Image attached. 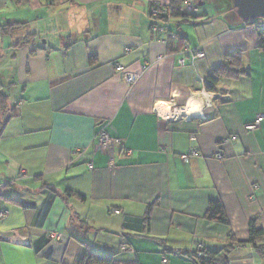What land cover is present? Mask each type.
<instances>
[{
	"label": "crops",
	"instance_id": "1",
	"mask_svg": "<svg viewBox=\"0 0 264 264\" xmlns=\"http://www.w3.org/2000/svg\"><path fill=\"white\" fill-rule=\"evenodd\" d=\"M190 1L186 17L159 20L177 33L164 44L148 9L170 0H0V82L14 109L0 132V234L18 240L0 238V264H79L86 249L119 263L196 264L200 246L225 252L223 264H264V118L244 129L264 113V37L233 9ZM184 44L204 56L180 65ZM234 51L249 73L206 90ZM115 62L139 78L127 86ZM193 99L196 113L161 115ZM102 125L118 139L108 154ZM211 200L228 224L206 218ZM253 217L262 245L246 242Z\"/></svg>",
	"mask_w": 264,
	"mask_h": 264
},
{
	"label": "trees",
	"instance_id": "2",
	"mask_svg": "<svg viewBox=\"0 0 264 264\" xmlns=\"http://www.w3.org/2000/svg\"><path fill=\"white\" fill-rule=\"evenodd\" d=\"M184 1H190V0H170V2L168 4H165L166 6L164 5L163 8H166V9L171 8L170 18L186 17V14H183V5H184L183 3H184ZM211 2L216 7V10H218V11H223V10H226L228 8L234 10L233 4H230L229 6H225L223 4L221 5L218 2V0H211ZM154 4L155 3L153 2L149 6L148 13H149L151 6H154ZM184 8H185V6H184ZM156 19L162 20V21L163 20L167 21V19H165V16H162V15L158 16ZM245 22L251 24L253 21H245ZM6 28H10V25H5L3 29L6 30ZM171 31L174 32L173 30H171ZM174 33L177 37V33L176 32H174ZM169 43H170V40L168 41L167 44H169ZM238 57H239V51H234L230 54H227L224 57V60L222 63L213 67L211 70V73L204 80L205 89L208 91L215 90L216 86L218 84V81L221 77L235 78L240 74H243V75L248 74L249 70L247 68L246 69H239L238 66H236L238 64ZM229 60H231V61H229ZM232 61H233V63H232ZM7 105H8L7 94L3 89V84L0 82V109H3V111L6 110L4 113L3 119L2 120L0 119V132H1L2 127L4 126L5 122L14 113V109H10V110L7 109ZM65 194L66 195H73V196H76L80 200H84V196L77 194V193H74V192H71L69 190H65ZM55 197H56L55 192L50 191L46 200H45L43 208L41 210L39 222L42 223L43 219L45 218V216H46V214H47V212L51 206V202ZM150 210H151V205H149L147 207V211L145 214L144 220H145L146 224H148V222H149ZM205 216L208 220H214V221H217L219 223L228 224V220L225 216L222 205H221L220 201H218V200H211L209 202ZM247 230H248V239L246 240V242L251 243L255 246H257L258 243L260 245H262L261 243H262L263 232H262L261 228L256 226V218L255 217L251 218L248 221ZM123 248H125V247H123ZM225 249H227V247H225L224 250ZM224 253L225 252L222 253L221 250H210L204 246H200V247H198V250L193 254V258H194L196 264H223V262H224L223 256L225 255ZM79 264H137V263H119V262H116L113 259L108 258V257H102V256L94 255V254L90 253V251L88 249H86L84 252V256L81 259V261L79 262Z\"/></svg>",
	"mask_w": 264,
	"mask_h": 264
},
{
	"label": "built area",
	"instance_id": "3",
	"mask_svg": "<svg viewBox=\"0 0 264 264\" xmlns=\"http://www.w3.org/2000/svg\"><path fill=\"white\" fill-rule=\"evenodd\" d=\"M154 3H155L154 6H151L149 10V15L154 20V22L151 24V27H150L151 32L154 35L158 36V39L162 43L167 44L169 40L175 39L176 35L174 32L170 30V28L166 24L160 23L159 20H157L156 18L162 15V16H165V19L169 20L171 8L166 9V8H163L165 4H161L159 2H154ZM183 4L186 9L196 10V6L190 1H184ZM251 25L255 30H257L264 37V18H258V19L253 20ZM178 56H179L177 59L178 63L180 65H183L186 62V60L193 62L195 59L203 57L204 53L198 48H192L188 46L187 44H184L182 48L178 51ZM115 69L117 72L123 75L124 83L127 86L132 85L140 76L139 73L129 72L125 70L124 66L119 62H115ZM200 96L206 102V104H210V100L212 99V94L202 92ZM263 118H264V113L257 114L252 121L244 125V129L248 132L254 131L258 127L260 122L263 120ZM96 138H97L98 145L103 150V152L106 154H108L109 150L114 145V143L118 141V139L113 134H111L109 130L106 128V126L104 125H102L98 129L96 133ZM235 138H236L235 135H231L227 137L226 139H224L223 142L234 140ZM73 152L74 154L82 153L80 149H75ZM192 154H195V152L192 151ZM224 156L225 155L221 150H217L213 155V157L217 160L223 159ZM181 158L183 160H186V156H181ZM88 165H89V168L92 167L91 163H89ZM112 211L114 213L118 212L117 210H112ZM8 213L9 211L7 208H0V219L5 218L8 215ZM16 233L17 231H12L11 233L0 234V238L17 242L18 240L15 239L17 236ZM49 235L53 239H57L61 237V233H57V232H51L49 233ZM19 242L24 243L23 241H19ZM162 261L165 262V259H163Z\"/></svg>",
	"mask_w": 264,
	"mask_h": 264
},
{
	"label": "water",
	"instance_id": "4",
	"mask_svg": "<svg viewBox=\"0 0 264 264\" xmlns=\"http://www.w3.org/2000/svg\"><path fill=\"white\" fill-rule=\"evenodd\" d=\"M232 4L235 14L243 21L264 18V0H233Z\"/></svg>",
	"mask_w": 264,
	"mask_h": 264
},
{
	"label": "bare ground",
	"instance_id": "5",
	"mask_svg": "<svg viewBox=\"0 0 264 264\" xmlns=\"http://www.w3.org/2000/svg\"><path fill=\"white\" fill-rule=\"evenodd\" d=\"M196 101L193 99L189 102L186 107L181 109H175L172 112H168L165 108L161 111V115L164 117H178L181 114H189L192 115L197 112ZM163 105V104H162ZM163 107V106H162Z\"/></svg>",
	"mask_w": 264,
	"mask_h": 264
},
{
	"label": "rangeland",
	"instance_id": "6",
	"mask_svg": "<svg viewBox=\"0 0 264 264\" xmlns=\"http://www.w3.org/2000/svg\"><path fill=\"white\" fill-rule=\"evenodd\" d=\"M199 8V7H198ZM43 41V38L41 39V42ZM167 111H169V108L168 107H166L165 108ZM6 111V110H5ZM5 111H3V109H0V119L2 120L3 119V117H4V113H5ZM171 111V110H170Z\"/></svg>",
	"mask_w": 264,
	"mask_h": 264
}]
</instances>
